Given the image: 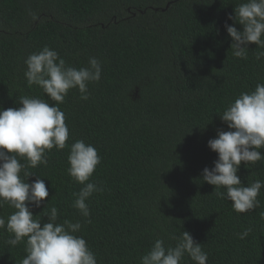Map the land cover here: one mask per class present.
<instances>
[{"label": "trees", "instance_id": "obj_1", "mask_svg": "<svg viewBox=\"0 0 264 264\" xmlns=\"http://www.w3.org/2000/svg\"><path fill=\"white\" fill-rule=\"evenodd\" d=\"M244 2L0 0V107H19L20 96L57 103L24 76V60L45 45L76 68L92 56L102 63L88 100L74 88L59 104L67 146L46 151L47 166L26 168L33 173L28 183L40 176L49 190L40 207L30 205L34 218L47 222L44 212L55 206L58 223L79 221L76 235L97 264H141L156 239L174 247L184 231L201 243L207 264H264V187L259 206L238 213L202 178L217 159L207 141L228 130L219 114L264 83V59L255 58L261 49L252 43L247 59L235 57L225 27L242 30L229 16ZM76 140L101 157L90 181L104 191L88 199V218L73 207L72 194L83 185L67 172ZM237 175L244 186L264 181V160L241 162ZM14 211L5 202L0 217L7 221ZM249 227L240 239L237 233ZM12 235L0 229V264H20L27 254V238L6 244ZM181 264L195 262L185 254Z\"/></svg>", "mask_w": 264, "mask_h": 264}, {"label": "clouds", "instance_id": "obj_2", "mask_svg": "<svg viewBox=\"0 0 264 264\" xmlns=\"http://www.w3.org/2000/svg\"><path fill=\"white\" fill-rule=\"evenodd\" d=\"M234 11L235 16L230 15L229 19L243 27L238 30L234 25L225 24L232 39L233 55L247 59V48L254 43L261 49L255 54L256 60L264 59V0H246ZM24 64L29 87L39 86L57 103L50 105L39 97L20 96L19 107H0V207L6 202L16 210L7 221L0 217V229L13 234L6 240L8 245L16 246L27 238V254L20 264H97L86 240L76 235L81 229L79 221L58 223L55 206L44 212L47 222L34 218L30 205L40 207L49 196V190L40 176L28 183L33 173L26 168L47 166L46 151L54 147L63 150L67 146L69 129L59 104L74 88L78 89L82 100H88V84L100 81L102 63L92 56L87 66L76 68L67 65L56 50L45 45L39 52L28 55ZM219 115L228 130L217 129L216 136L207 141L208 147L217 153V159L213 167L202 170V178L215 186L217 197L231 201L236 212H248L259 206L257 197L264 181L257 179L244 186L237 173L241 162L246 165L264 160L260 151L264 148V83H258L253 91L242 92ZM19 158L25 159L27 165ZM100 161L95 146L84 140L71 144L67 172L83 185L72 194L73 207L85 218L90 216L88 199L93 193L104 191L102 186L90 181ZM221 187L226 191H220ZM251 231V227L246 228L237 236L245 239ZM185 254L195 264H207V252L188 231L182 233L174 247H166L163 239H156L140 261L141 264H181Z\"/></svg>", "mask_w": 264, "mask_h": 264}]
</instances>
